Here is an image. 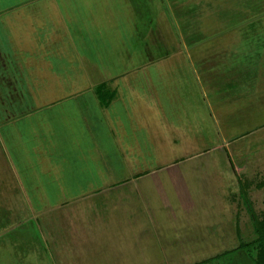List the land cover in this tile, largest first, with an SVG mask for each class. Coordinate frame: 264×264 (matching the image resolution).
<instances>
[{"label": "rangeland", "instance_id": "1", "mask_svg": "<svg viewBox=\"0 0 264 264\" xmlns=\"http://www.w3.org/2000/svg\"><path fill=\"white\" fill-rule=\"evenodd\" d=\"M62 1L0 0V52L21 94L0 98L18 115L0 117V264H157L162 245L264 264V81L232 75L264 74V0H103L156 49L149 65L120 55L109 72L89 47L103 31L76 43ZM89 1L71 15L87 31ZM97 192L133 198L118 217Z\"/></svg>", "mask_w": 264, "mask_h": 264}, {"label": "crops", "instance_id": "2", "mask_svg": "<svg viewBox=\"0 0 264 264\" xmlns=\"http://www.w3.org/2000/svg\"><path fill=\"white\" fill-rule=\"evenodd\" d=\"M85 1H88L90 3L89 0H63L62 3H55L54 6L57 7L61 11V17H62V15L64 16V22H66V24L69 28V31L71 32L72 38L75 40V42L77 39L78 42L82 45L85 42V39H91L92 37H94V35L97 34V32L103 31L104 35H103V38L101 39L102 43H99L97 40L94 44H89V47H90V50L92 51V53H91L92 56L96 57V60L99 61V63L96 62V64H100L99 66H101V62L106 61L107 67H104L105 72L110 71L111 65H112V67L116 65V60H117L116 56L118 57L120 55H123V56H126V55L135 56V55H137L138 57H140L141 62L139 65H137L138 68H142L145 65H149L151 62H153V60H155V50L156 49L154 47H152L149 42L146 43V45H144V42H142V38H139V41L140 40L141 41L138 43L137 39L139 37V34H138L137 22L134 19H132L131 22H129V20L126 19V20L121 22V24H123L124 27L120 24L117 26V23H116L115 19L112 17L111 13L108 11L107 6L103 5V0H93V2L90 4V8L92 9V11H89L91 17H88V19L90 20L89 24L92 26V30L87 31V28L85 25L82 26L80 23H75L76 19L71 15H75L78 12V10L80 9V7L83 6V8H84ZM111 2L117 4L116 0H111ZM76 5H78V6H76ZM244 16H246V15H244ZM259 18L262 19L261 16H259ZM262 21L259 23H262ZM72 23H75V24L72 25ZM102 24L104 25L103 27H102ZM71 26H73L74 32H73V29L71 28ZM133 30H136V34L134 32H132ZM259 36L262 39L264 37V34L261 33V34H259ZM80 37H81V40H80ZM261 39L259 38L260 42H261ZM146 40H147V38H146ZM129 41H130V43L128 44ZM134 41L137 42L136 45L133 44ZM263 46H264V42H263ZM128 47L132 48V51H129L127 53V51L125 49L126 48L128 49ZM82 50L83 51H81L80 54L82 55V58H85L87 56V53H86L87 51L84 50L83 48H82ZM80 54H79V56H80ZM64 55H68V58L70 56L67 53H64ZM10 57L11 56L9 54H5V53L0 52V98H2L5 95L6 96H12L11 94L21 95L20 93L16 92V89L19 87L17 74H16L17 70L15 68V64L11 61ZM263 59L264 58H262V60H260L259 63H262ZM85 60H86V58H85ZM70 61H71V63H75V62L79 63L80 62L77 59H74L73 57ZM134 67L135 66H133L132 69H134ZM137 67H135V68H137ZM260 67L261 66L257 63V65L253 69L254 72L252 74L251 79L248 78L251 75V70L248 67H246L245 74H242L241 72L235 73V71H234V73L232 75H235V80H239V79L245 80V83H247V81H249V83H254V79H255L256 84H257L260 77L264 81V74L260 73ZM100 69L98 71H100ZM112 70H113V68H112ZM126 71L127 70H125V71L123 70V71H121V73H125ZM261 72H262V70H261ZM227 74H228V72H227ZM246 75H248V77ZM108 77L109 76H107L106 79ZM229 78L230 77L228 76L227 82H228ZM231 80H233L232 76H231ZM104 83H106V86H107L108 84L117 83V80H115V79H113V77H111V79L103 80V84ZM263 85H264V83H263ZM90 88H91V86L85 87V89H90ZM3 89H9L10 92L5 91ZM12 89L14 91H11ZM97 98L98 99H97L96 103L99 107V114L103 115V106H102L103 100L99 99L98 96H97ZM2 101L3 100L0 99V102H2ZM35 101H37V100H34L33 102H35ZM35 103H37V102H35ZM50 103L55 104L57 102L54 101V99H52V101ZM10 106H11V104L9 105V107ZM32 110L33 109L30 108V112H32ZM0 111L2 112V113H0L1 118H4L5 115H6V117H9L10 119L14 116H18L17 114L14 115L11 109H0ZM77 111H78V113H80L81 122H84V120H85V123H86V119H85L86 111H84V107H79V105H78ZM0 122H1V120H0ZM34 132L37 133V131H34ZM75 135L77 136V133L71 134V136H73V139L74 138L76 139ZM83 135H85V134H83ZM95 135L96 134L92 131L91 135H89V136L94 137ZM78 136H79V134H78ZM44 140H45V137H44ZM118 194L119 195L117 196L115 192H113V193L97 192V193L91 195L90 200L95 201V199H98V200L106 201V204H108L106 206L110 205V207L106 208L107 211L110 212L111 214L115 213V216L119 217L120 215H122L124 213L123 212L124 209L123 210H121V209L124 208V206L125 207L129 206V204H130L129 202L132 201L133 196L131 193H125V192H119ZM142 194H144V193H142ZM88 198H90V197L88 196ZM115 199H117V200H115ZM81 200H86V197L83 196L81 198ZM81 204H83V203H81ZM82 215H84V214L82 213ZM78 218H79V216L76 217L75 220H77ZM117 219L119 220V218H117ZM118 220H116V221H118ZM83 222H84V220H83ZM115 225H116V228H118V229H119V227L124 228V229H128V230L133 231V233H134V231L136 233L139 231H140V233L142 232L141 227L138 225H135L134 223H127V225H125L126 227H122L120 225H117V223ZM165 228H166V226H165ZM143 229H145V228H143ZM164 231H167V230H164ZM161 234L162 235H160V237H159V235L156 234V238H157L156 242L157 243L155 242L157 245H159L160 248H162L161 242L164 243L165 241H167L165 238H167V236H168L166 234V232H161ZM163 236H164V239H163ZM184 237L189 239L187 236H184ZM177 238H178V236H177ZM150 239H153V237L151 236ZM150 239H149V243H151ZM170 239H171V237H170ZM143 246L147 248L146 245H143ZM162 246H163L162 249H158V251H160L162 253V258L161 259L159 258V260L156 262L157 264H161V263H165V264H211L212 261L216 260L220 256V253H218L217 258L214 257L213 253L208 255V253H210L211 251H207V250H203V251L201 250L199 253L200 256H199V254L196 256V254H194L192 251H187V250H182L180 252L174 251L173 247L169 248V250L165 252L163 250V249H165V246L164 245H162ZM147 264H150L149 260L147 261Z\"/></svg>", "mask_w": 264, "mask_h": 264}, {"label": "trees", "instance_id": "3", "mask_svg": "<svg viewBox=\"0 0 264 264\" xmlns=\"http://www.w3.org/2000/svg\"><path fill=\"white\" fill-rule=\"evenodd\" d=\"M256 222H255V227H256V234L259 236L257 242H261L260 245V257H264V219L259 221L257 220V218L255 217ZM262 260V259H261Z\"/></svg>", "mask_w": 264, "mask_h": 264}]
</instances>
